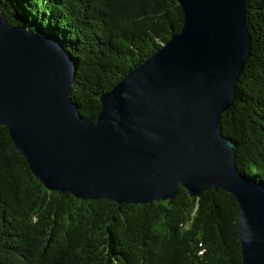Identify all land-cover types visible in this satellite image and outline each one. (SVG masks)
<instances>
[{"label": "water", "instance_id": "water-1", "mask_svg": "<svg viewBox=\"0 0 264 264\" xmlns=\"http://www.w3.org/2000/svg\"><path fill=\"white\" fill-rule=\"evenodd\" d=\"M177 2L180 31L100 95L94 122L72 98L75 59L0 4V127L46 189L77 199L230 193L242 263L264 264V185L237 169L221 126L251 53L247 1Z\"/></svg>", "mask_w": 264, "mask_h": 264}, {"label": "trees", "instance_id": "trees-1", "mask_svg": "<svg viewBox=\"0 0 264 264\" xmlns=\"http://www.w3.org/2000/svg\"><path fill=\"white\" fill-rule=\"evenodd\" d=\"M247 1L252 36L236 99L221 116L237 169L264 185V0ZM76 61L73 101L96 121L100 95L178 33L177 0H0ZM0 264H243L238 205L228 192L146 204L46 189L0 127Z\"/></svg>", "mask_w": 264, "mask_h": 264}]
</instances>
